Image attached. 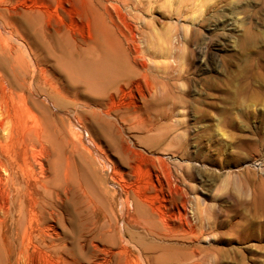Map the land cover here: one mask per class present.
Returning a JSON list of instances; mask_svg holds the SVG:
<instances>
[{
	"label": "rangeland",
	"instance_id": "1",
	"mask_svg": "<svg viewBox=\"0 0 264 264\" xmlns=\"http://www.w3.org/2000/svg\"><path fill=\"white\" fill-rule=\"evenodd\" d=\"M192 3L188 11L187 0H0V70L7 75H12V63L29 69L38 56L46 61L48 74L61 78L60 59L39 27H47L57 46L65 47L73 34H86L90 19L105 31L111 26L109 13L124 31L132 27L129 33L139 31L153 40L159 30L163 51L169 46L179 50L174 74H160L168 83L161 95L172 91L175 109L156 107L168 112L165 119L153 114L152 103L132 127L108 129L117 150L100 139L112 161L128 159L127 183L146 193V202L168 209L163 235H126L125 197L111 199L94 182L92 168L76 159L89 198L74 188L67 207L37 191L32 196L36 212H29L25 189L0 184V264H144L145 258L146 264H181L185 256L188 264H264V0ZM171 12L181 13L179 23ZM139 96L125 89L116 96L115 109L135 115L142 108ZM58 104L61 109L52 112L68 131L74 125L71 105ZM74 131L86 134L82 125ZM133 141L135 149L120 151L122 143ZM173 169L176 180L169 174Z\"/></svg>",
	"mask_w": 264,
	"mask_h": 264
},
{
	"label": "bare ground",
	"instance_id": "2",
	"mask_svg": "<svg viewBox=\"0 0 264 264\" xmlns=\"http://www.w3.org/2000/svg\"><path fill=\"white\" fill-rule=\"evenodd\" d=\"M226 1L228 5H235L239 0ZM187 2H189L186 5L188 9L193 3L192 0ZM178 13H175L177 23L181 16V13L179 15ZM108 15L111 26H106L105 31L101 32L95 21L90 19L86 36L84 34L81 36L80 33L81 37L71 35V39L67 40L70 44L65 47L57 46L52 36L47 33V27L45 28L44 25L39 27L40 34L60 59L58 64L62 70L61 78L57 79L48 74V70L44 67L46 61L38 56L31 64V69H21L12 63L10 65L12 75L0 70V184L5 185L7 189H10L11 185L15 186L20 188V192L25 189L29 199L24 192L22 194L30 201L29 212H36L32 196L37 191H44L50 198L49 201L56 200L58 207L63 208L75 189L89 198V194L83 190L80 183L79 166L81 165L78 164L77 159L92 168L95 173L94 182L103 186L105 192L111 195V199H116L118 202V196L125 197V201L121 204V213L125 217L126 235L143 232L144 237H159L164 233V226H168L166 219L168 209L146 202V193L139 187L134 188L127 183L125 176L128 174L124 165L130 166L128 159L120 157L112 161L101 146L100 139L105 138L109 149L117 150L118 146H115L108 136V129L119 128V125L124 124L132 127L138 113H142L143 109L152 103L155 112L153 114L166 119L168 112L163 114V110H157L156 107L170 104L174 108L177 97L172 91L166 96L161 95L166 92L168 83L160 80V74L162 71L168 75L174 74L179 58L175 51L179 54V50L169 46L164 52L160 41L163 35L159 30L155 32L147 27L149 24L145 23L148 30L155 32V36L150 34L153 35V40H150L152 37L144 38L138 33L139 31L133 33L131 30L132 33H129L131 26L130 29L128 28L129 31L128 29L127 32L124 31L126 29L123 30L118 26L112 14ZM37 17L40 15L38 14ZM3 23L12 27L9 22L3 21ZM58 29L56 34H60ZM61 37L65 38V34ZM125 89H135L139 92L142 108L136 109L138 111L135 110V115L121 114L115 109V98ZM42 96L44 98L39 99ZM58 101L71 105L69 111L72 113L70 115L74 125L69 126L68 131L64 122L60 123L52 112L61 109ZM150 121L149 126H153L155 119L150 118ZM79 125H82L87 137L84 136L86 134L82 135L74 131V127ZM148 131H151V128ZM117 135L118 138H123L121 131ZM131 146L135 149L137 144L134 141L129 145L122 143L120 151L129 153ZM169 174L176 180V169L170 170ZM107 183L114 185L115 189H110ZM7 198V203H10V192ZM191 214L194 215V210H191ZM28 223L33 234L35 231L32 228L31 214L28 215ZM38 229L41 228L38 226ZM143 250L147 249L140 248V251ZM123 252L126 260H130V251L124 248ZM65 261L69 262V260ZM189 261L190 258L185 256L181 259V264H188ZM145 262L146 258L143 259L144 264ZM197 264H199L198 260Z\"/></svg>",
	"mask_w": 264,
	"mask_h": 264
}]
</instances>
